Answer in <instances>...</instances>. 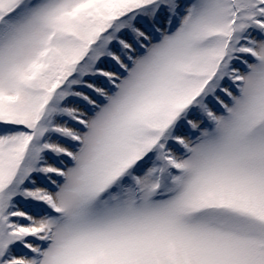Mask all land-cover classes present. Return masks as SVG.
Returning <instances> with one entry per match:
<instances>
[{"label":"snow or ice","instance_id":"1","mask_svg":"<svg viewBox=\"0 0 264 264\" xmlns=\"http://www.w3.org/2000/svg\"><path fill=\"white\" fill-rule=\"evenodd\" d=\"M0 264H264V0H0Z\"/></svg>","mask_w":264,"mask_h":264}]
</instances>
